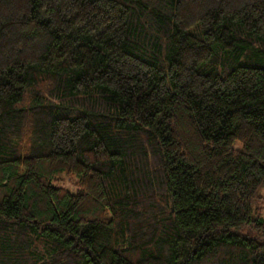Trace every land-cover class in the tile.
I'll return each instance as SVG.
<instances>
[{"label":"trees","instance_id":"1","mask_svg":"<svg viewBox=\"0 0 264 264\" xmlns=\"http://www.w3.org/2000/svg\"><path fill=\"white\" fill-rule=\"evenodd\" d=\"M263 187L264 0H0V264H264Z\"/></svg>","mask_w":264,"mask_h":264},{"label":"rangeland","instance_id":"2","mask_svg":"<svg viewBox=\"0 0 264 264\" xmlns=\"http://www.w3.org/2000/svg\"><path fill=\"white\" fill-rule=\"evenodd\" d=\"M61 185L67 187V189L71 192L74 191V187L71 185V182L69 181H63ZM259 194L264 198V187L261 188V190L259 191ZM258 207H260V210H259L260 217L264 219V203H261Z\"/></svg>","mask_w":264,"mask_h":264}]
</instances>
